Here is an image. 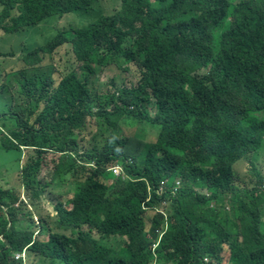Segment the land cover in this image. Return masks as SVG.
<instances>
[{
	"label": "trees",
	"instance_id": "1",
	"mask_svg": "<svg viewBox=\"0 0 264 264\" xmlns=\"http://www.w3.org/2000/svg\"><path fill=\"white\" fill-rule=\"evenodd\" d=\"M97 2L0 0V37ZM68 33L57 27L22 49L21 73L0 72V88L18 73L24 99L20 111H0V148L25 151L22 187L39 198L53 181L74 180L72 209L44 222L48 241L17 227L19 197L0 186V236L10 246L3 252L0 240V264H16L11 252L25 248L50 264H223V253L224 264H264V0H123L118 13ZM119 58L136 63L141 79L97 94V67ZM46 59L51 70L33 74ZM94 121L110 137L87 152L80 137ZM121 123L132 127L129 139ZM134 127H148L154 141ZM49 153L58 156L52 166ZM246 160L252 188L235 170ZM114 164L126 177L109 171Z\"/></svg>",
	"mask_w": 264,
	"mask_h": 264
},
{
	"label": "rangeland",
	"instance_id": "2",
	"mask_svg": "<svg viewBox=\"0 0 264 264\" xmlns=\"http://www.w3.org/2000/svg\"><path fill=\"white\" fill-rule=\"evenodd\" d=\"M123 0H98L97 3L93 4L90 8L75 12L73 14H67L64 17H58L55 20H51L49 22H46L44 24H41L39 28L30 31L29 33L20 31L19 33L9 34V35H1L0 37V51L9 53L14 52L16 54L13 58H1L0 57V72L7 74H13L16 72H20L23 69V63L20 62V56L22 49L33 48L34 43L38 41L39 44H41L44 41L45 37H48L49 35H52L56 32L57 27L60 29L65 30H72L75 28H83L88 26L89 24L93 23L100 17H106V16H112L116 13H118L122 8ZM130 41V39L128 40ZM129 43L125 44V47L128 48ZM66 50H62V54L65 53ZM59 55L55 56V61L59 63L58 59ZM44 67L38 68V71H35L33 74H39L44 75V73L48 70H51L49 65V59H46L44 62ZM46 66V67H45ZM32 70V69H28ZM6 71V72H5ZM27 71V70H26ZM17 73V74H18ZM21 73V72H20ZM27 72V74H29ZM14 74L13 76L17 75ZM31 75V74H30ZM142 72L140 68L137 66L136 63H132V61L126 62L124 59L119 58L116 61H114L111 65L108 66H98L97 67V81L95 83V87L97 88V94L103 95V94H112L118 87L126 85V86H132L137 85V82L141 79ZM7 78L5 85L0 88V110L7 109L13 106L18 111L21 110L24 106V100L21 94L18 91V86L16 82L14 81L15 77ZM1 77V76H0ZM12 78V79H11ZM150 113H153L155 111V105L154 101L149 104L148 108ZM95 124L101 126L99 129L95 124L90 125L89 129L85 134H82L80 139H82L80 143V147L84 151L89 152L90 150H100L109 139V130H107L102 124L98 123L97 121H94ZM122 128V134L124 133L125 137L133 136V129L132 127L129 128L128 124L121 123ZM136 128V127H134ZM138 130V131H137ZM135 136L138 139L144 140L147 137V142L152 141V136L148 135V127H137L135 131ZM141 136V137H140ZM86 138V139H83ZM25 154L24 152H18V151H4L0 148V184L3 186L5 183H9L10 187L14 188V192L17 194H21V197H24L28 204H24L25 201H22L23 204H21V208L23 211L27 210L30 204L33 206L32 202H40L36 199H28L27 192L24 193V190L21 189V178H20V171L19 169V162L21 157ZM23 161V160H22ZM45 161L47 165L52 166L54 162L58 161V156H55L53 154H47L45 156ZM262 164H264V161L260 162L259 169L263 172ZM249 166V161L246 160L243 163H239L236 167V173L238 174L240 180L244 176V173L247 171ZM52 168V167H51ZM50 169V168H49ZM48 168L45 167L44 170L48 171ZM47 174H44L46 176ZM250 177H246L247 183ZM18 179V183H17ZM73 178L71 175H68V179L66 177V181H53V184L50 185L49 188H46L43 194L40 196V198L43 196V203L40 207V210H37L36 208L32 209V212H35V220H38L41 218H48L49 214L51 215L52 209L54 208L56 210V205L63 204L64 208L67 207V204L65 203L66 200H69L71 198V194L73 191ZM244 178L241 180L243 183ZM60 187L58 188V186ZM61 192H69L70 195H63L67 198H64L61 194ZM31 194V193H30ZM39 198V199H40ZM50 202V203H49ZM41 204V203H38ZM31 210V207H30ZM262 214L264 217V206L262 208ZM52 216V215H51ZM29 219L28 216L25 217V221L28 223L33 224V228H36V221ZM53 218H49L48 223H53ZM33 221V222H32ZM54 228V227H53ZM57 231L56 229H54ZM43 239H46V236L42 237ZM121 240L119 238L111 237L108 239L107 243L111 246H115V248H118V243ZM222 262L227 263L228 257L227 253H223L221 255ZM41 257L38 255H34V260H39ZM61 264V263H58Z\"/></svg>",
	"mask_w": 264,
	"mask_h": 264
},
{
	"label": "clouds",
	"instance_id": "3",
	"mask_svg": "<svg viewBox=\"0 0 264 264\" xmlns=\"http://www.w3.org/2000/svg\"><path fill=\"white\" fill-rule=\"evenodd\" d=\"M240 1L241 0H230V2H234L235 4L240 3ZM76 12H80V11H76ZM70 14H73V13H70ZM83 28H85V27H83ZM83 28H75V29H72V30H65V31L66 32H70V33L67 34L68 37H72L74 35L73 30L83 29ZM52 35H49V36H52ZM68 48H70V46H68ZM17 86H18V84H17ZM18 91H19V93H21L19 86H18ZM10 107H12L14 110H17L13 106H10ZM7 109H9V108H7ZM0 111L1 112H5V109L0 110ZM97 127L99 129L101 126L97 125ZM121 132H122V130H121ZM126 139H129V137L126 138ZM263 166H264V164H263ZM109 171H111L112 174H114L116 177H120V176L126 177V175L124 173V170H123V167H121L120 164H114L112 167H110ZM249 177L250 178L248 180V183H247V180H246L245 182H243V184L246 183L245 186H247L249 188H252L253 187V184H254V182L256 180L254 179L252 173H250ZM9 185H10L9 183H5L3 186H1V184H0L1 187L12 189L13 192H14V188L16 187V185H14L13 187H10ZM161 185H162V187L166 186L167 185V181H163L161 183ZM20 187H21V189L24 190V193L27 192V190H25V188L22 187V185H20ZM180 187H181V182L179 180H176L175 181L174 192H176ZM46 188H49V187H46ZM45 189H44V191H45ZM261 189L264 190V185L261 186ZM15 194L19 197V200L14 205V208L21 213V219L17 215V219H18V223L16 224L17 227L19 229H22V230H30V231H32L34 233V239L48 241V238H49V235H50L51 232H50V228H44V222H48L49 221V218L55 219L57 217V215L59 214V209L64 208V205L58 203L56 205V210L54 208L52 209V211L49 210L51 212V215L52 216L49 214L48 218H44L43 219V218L40 217L38 220H35V218H34L35 217V215H34L35 212H32V209L36 208V212H37V210H40V207H41V205L43 203L42 202L43 201V196L41 198L39 197L40 198L39 199V198H35L32 195V193L30 194V192L29 193L27 192V194H28L27 197H28L29 200L30 199H36V200H38L40 202H32L33 203V206L30 204V206L28 207V209L25 210V211H23L22 208H21L22 207L21 204H23L22 201H25L24 204H28V202L26 201L27 198L25 199L24 197H21V194L20 193L19 194L15 193ZM61 194H62V196L65 195L64 192H61ZM63 197L64 198H67L65 196H63ZM71 198H72V194H71ZM71 198L69 200H71ZM69 200H66L65 201V203L67 204V207L65 209H67L68 211L72 209V205H70L69 204L70 202H68ZM38 203H41V204H38ZM30 207H31V210H30ZM162 207H164V206H162ZM212 207H216V206L215 205H212ZM230 209L231 208L229 206H225V208H224V210H226V211H228ZM161 210H163V209H161ZM6 211H7L6 208L5 207H2L0 205V217H2L3 216V213H6ZM26 216H28L29 219L32 218L31 220H35L36 221V226H37L36 228H33V226H34V222L33 221H32L33 224L28 223L27 221H25V217ZM19 219H20V222H19ZM53 231H54V229H53ZM43 236H46L47 238L46 239H43L42 238ZM0 240L3 241V242H5V244H6V247L2 251L4 252V251L8 250L10 248V246L8 245L7 241L4 239V237L2 235L0 236ZM157 247H158V242H155V243L152 244V249H156ZM68 249H69V251L71 250L70 247H68ZM34 255H38V254H36V253H34L32 251H29L28 248H25L22 251H12L11 252V257H12V259H14L17 262L16 264H50V260L51 259H46V258H43L40 255H38L41 258L39 260H34ZM205 261L208 262V259L206 258ZM54 263L55 264H58V262H54Z\"/></svg>",
	"mask_w": 264,
	"mask_h": 264
}]
</instances>
